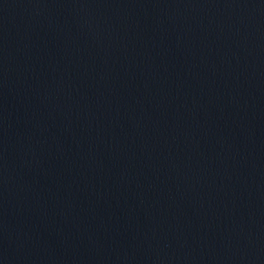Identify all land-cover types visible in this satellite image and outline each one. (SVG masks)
<instances>
[{"label":"water","instance_id":"water-1","mask_svg":"<svg viewBox=\"0 0 264 264\" xmlns=\"http://www.w3.org/2000/svg\"><path fill=\"white\" fill-rule=\"evenodd\" d=\"M0 264H264V0H0Z\"/></svg>","mask_w":264,"mask_h":264}]
</instances>
